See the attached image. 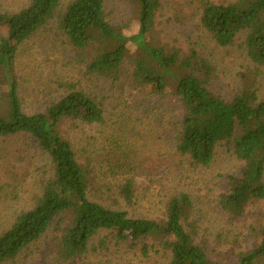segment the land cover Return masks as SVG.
Masks as SVG:
<instances>
[{
	"label": "trees",
	"instance_id": "16d2710c",
	"mask_svg": "<svg viewBox=\"0 0 264 264\" xmlns=\"http://www.w3.org/2000/svg\"><path fill=\"white\" fill-rule=\"evenodd\" d=\"M60 1L30 0L17 12L0 10V137L29 135L53 165V174L43 182L34 206L18 214L0 234V264L14 260L50 230L57 256L64 261L106 248L110 238L141 244L145 255L152 249L163 250L170 254V264H221L196 238L188 193L167 199L162 220L135 217L95 199L93 168L79 160L63 127L67 121L103 122L102 102L66 84L67 91L44 110L27 113L16 61L20 46L58 18V29L76 50L78 63L90 74L116 81L123 75L132 41L136 47L133 83L155 95H164L172 87L181 100L179 151L193 165L209 166L218 146L230 143L244 163L240 175L229 176L230 187L220 200V207L233 219L244 216L249 204L264 199V99L256 81L243 80L234 97L226 99L211 87L216 69L209 59L196 50L183 54L177 47L150 42L148 35L155 27L161 0H128L138 10V30L132 36L111 22L106 0H72L64 11H59ZM188 1L197 5L200 25L220 45H231L244 35L249 58L264 69V0ZM119 193L127 206H133L134 179H127ZM251 230L256 242L239 254L237 264H264V226ZM102 232L111 237L94 243Z\"/></svg>",
	"mask_w": 264,
	"mask_h": 264
},
{
	"label": "rangeland",
	"instance_id": "374dc122",
	"mask_svg": "<svg viewBox=\"0 0 264 264\" xmlns=\"http://www.w3.org/2000/svg\"><path fill=\"white\" fill-rule=\"evenodd\" d=\"M29 1L0 0V10L17 12ZM71 1L61 0L59 11ZM161 3L153 32L148 35L150 42L177 47L183 54L196 50L209 59L216 69L211 87L224 98L232 99L242 81L249 78L256 81L258 94L264 99V69L249 58L244 35L222 46L200 25L197 5L188 0ZM105 9L124 34L137 32L138 10L134 4L106 0ZM129 45L131 54L121 79L90 74L84 64L78 63L76 50L59 31L58 18H54L19 48L16 73L24 109L27 113L44 110L67 91L66 84L102 102L103 122L86 125L67 121L63 127L79 160L93 168L95 199L135 217L162 220L167 199L186 192L193 202L190 220L198 242L221 264H237L239 254L256 242L251 228L264 226V199L249 204L244 216L237 219L220 207L221 195L230 187L229 176L240 175L244 163L230 143L218 146L209 166H195L188 155L179 151L176 136L183 115L181 100L172 87L164 95H155L133 83L132 55L136 47L132 41ZM52 174L49 155L32 137H0V234L11 227L18 214L34 206L43 182ZM129 178L136 186L133 206H127L119 193ZM53 236L50 230L4 264H170L171 260L163 250L152 249L145 255L141 244L117 243L109 238L106 248L64 261L57 256ZM106 236L108 232L100 233L94 243Z\"/></svg>",
	"mask_w": 264,
	"mask_h": 264
}]
</instances>
